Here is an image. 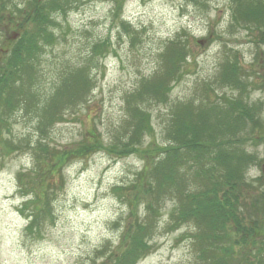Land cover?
<instances>
[{"label": "rangeland", "instance_id": "rangeland-1", "mask_svg": "<svg viewBox=\"0 0 264 264\" xmlns=\"http://www.w3.org/2000/svg\"><path fill=\"white\" fill-rule=\"evenodd\" d=\"M30 1L0 0V7L6 3L23 7ZM240 1L68 0L64 13L53 12L49 29L58 40L46 48L36 66L31 91L36 97L30 99V109L16 111L0 128V264H107L104 252L117 248L126 227L137 219L144 222L145 214L151 212L157 214L155 225L147 232L151 248L136 264H210L216 252L206 250L212 247L201 238L203 227L192 217L183 223L177 213L181 204L191 208L192 196L206 189L195 180L198 162L184 164L176 184L163 183L149 212L144 197L140 201L135 195L144 188L145 181L152 182L156 189L161 180L149 178L154 171L145 150L124 157L103 150L75 160L64 168V187L52 199L54 222L49 223L47 218L41 230L33 232L27 229L29 218L23 204L28 198L19 193L18 175L32 169L30 146L41 138L39 129L49 124L40 115L44 100L49 102L62 88L65 105L58 113L61 119L46 128L49 146L70 149L94 140L93 130L110 146L133 126L128 95L150 94V89L141 88L142 80L156 83L163 77V66L167 64L163 58L167 61L175 46L187 54L177 79L169 83L168 94L166 89L162 99L143 106L150 115L152 131L143 134L139 148L155 154L153 165L160 158L158 149L172 143L168 130L171 111L178 104L224 105V98L242 96L259 111L264 123V30L259 31L263 20L251 17L248 27L239 9ZM258 1L250 0L248 6L258 7ZM10 18L6 14L2 19L5 36L0 44L1 61L9 55L12 41L21 35L20 18H13V24H9ZM105 41L109 45L101 54L91 56V49ZM232 68L248 85L244 93L241 85L227 86L221 81L229 80L227 74ZM73 72L77 73L76 80L71 76ZM67 94L70 96H64ZM250 125L245 126L246 130L241 128L239 135H246ZM10 139L21 140L25 150L7 152L3 144ZM233 144L235 147L236 142ZM237 145L264 158V144ZM143 173L146 176L139 177ZM262 174L264 161L250 168L248 180ZM246 197L247 205H253L255 198ZM251 224L248 217L244 225ZM230 238L218 243L221 257L232 254L223 260L225 264H264V226L242 246L234 247L237 236Z\"/></svg>", "mask_w": 264, "mask_h": 264}, {"label": "trees", "instance_id": "trees-1", "mask_svg": "<svg viewBox=\"0 0 264 264\" xmlns=\"http://www.w3.org/2000/svg\"><path fill=\"white\" fill-rule=\"evenodd\" d=\"M249 2L250 0H246V4H243L242 0L239 4V9L243 11V21L250 27L249 18L261 19L263 24L259 27V31L264 30V0H259V6L253 8L248 6ZM68 4V0H31L23 7L17 4L9 7L7 3L6 6L3 4L0 7V44L5 36V29L1 24L6 14L12 17L9 24H13V18H20L19 28L22 29L20 37L12 41L9 55L0 60V128L16 111L30 109L29 105L32 102L30 99L36 97L31 95V91L36 80V66L40 56L49 45H54L58 40L49 29L53 12L64 13ZM24 22L27 27L24 26ZM261 32L264 40V31ZM106 45H109L106 41L95 45L91 49V56H98ZM186 57L187 54L181 48L173 47L167 55V61L163 58L167 63L163 66V77L156 79V83L151 82L150 79L142 80L141 88L144 86L150 89V94L133 92L128 95L126 99L128 115L133 126L127 127V134L125 136L119 134L110 146H106L101 140V135H95L94 130L92 131L94 140H85L70 149L63 150L49 146L45 140L46 128L61 119L58 113L62 109L61 106L65 105L62 88L49 102L44 100L40 115L46 121L49 120V124L39 129L41 138L30 146L29 150L34 161L32 169L28 173L21 172L18 175L19 193L22 197L28 198L23 204V210L28 213L26 217L29 218L28 231L33 232L35 229L40 231L47 218L50 220L49 223L54 222L52 199L64 187V168L75 160L87 159L103 150L116 157H124L131 153L141 154L145 150L144 155L149 158V167L152 166L154 171V178H149L161 180L156 189L152 182L145 181L144 188L135 195L140 201L144 197L143 204H146L145 208L149 212L158 200V192L164 187L163 183L180 179L179 171L184 164L198 162L195 180H200L203 186L206 185V189L192 196L194 202L192 201L191 208H187L185 203L181 204L177 213L183 223L189 222L192 217L199 227H203L204 233L201 238L206 240L205 243L209 242L212 247L206 250L209 253L212 250L216 252H212L210 264H225L223 260L232 256L230 254L221 257L220 252L217 251L220 241H231L230 237L235 235L238 239L234 247H237L246 244L258 234L264 226V174L254 178L253 181L248 180L247 174L250 168L260 165L264 158L259 159L237 144L238 142L256 146L264 144L261 143L264 142V123L260 119L259 111L253 105H249L242 96L224 98V105L211 103L210 106L203 104L195 106L197 104L191 102L186 103L185 107H183L185 104L176 105L171 111L173 115L168 130L172 143L158 149V153H161L155 165H153L155 154L139 148L143 134L152 131L149 123L150 115L146 106L145 108L143 106L162 99L166 89L168 94L169 83L177 79L180 65ZM238 73L232 68L227 74L229 80L221 81L227 86L241 85V93H244L248 85L240 81ZM227 75H224L223 79H227ZM71 76L76 80L77 73L73 72ZM18 83L20 86L17 85ZM14 89H18V94ZM249 125L246 135L240 136L239 132L242 131L240 129L246 130L248 127L245 126ZM233 141L236 142L235 147ZM223 144H231V146L229 149L219 148ZM3 146L9 153L25 150L21 140L19 142L10 139L5 141ZM143 176L146 174L139 175V177ZM121 190L123 191L124 188ZM246 196L255 198L253 205H247ZM129 203L131 204L132 201ZM156 215L152 212L145 214L144 222L137 219L126 227L117 248L112 250L108 248L104 252L105 262L136 264L142 256L149 253L151 246L148 243L147 232L155 225ZM248 217L252 222L249 227L244 225Z\"/></svg>", "mask_w": 264, "mask_h": 264}]
</instances>
